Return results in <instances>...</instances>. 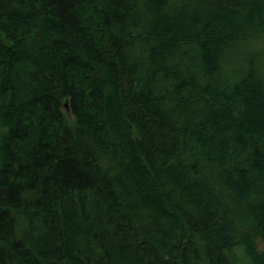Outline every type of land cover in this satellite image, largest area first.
Here are the masks:
<instances>
[{"label": "trees", "instance_id": "trees-1", "mask_svg": "<svg viewBox=\"0 0 264 264\" xmlns=\"http://www.w3.org/2000/svg\"><path fill=\"white\" fill-rule=\"evenodd\" d=\"M237 247L264 264V0H0V264Z\"/></svg>", "mask_w": 264, "mask_h": 264}, {"label": "rangeland", "instance_id": "rangeland-1", "mask_svg": "<svg viewBox=\"0 0 264 264\" xmlns=\"http://www.w3.org/2000/svg\"><path fill=\"white\" fill-rule=\"evenodd\" d=\"M234 258L237 264H250V262L247 260L244 254V251L241 247H237L234 250Z\"/></svg>", "mask_w": 264, "mask_h": 264}, {"label": "water", "instance_id": "water-1", "mask_svg": "<svg viewBox=\"0 0 264 264\" xmlns=\"http://www.w3.org/2000/svg\"><path fill=\"white\" fill-rule=\"evenodd\" d=\"M64 108H65V111L67 112V111H68V105L65 104V105H64Z\"/></svg>", "mask_w": 264, "mask_h": 264}]
</instances>
